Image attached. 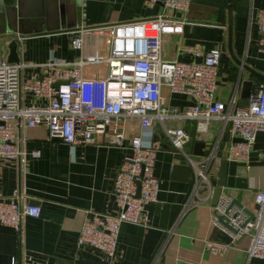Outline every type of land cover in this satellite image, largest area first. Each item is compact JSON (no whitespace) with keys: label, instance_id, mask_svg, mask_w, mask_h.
Masks as SVG:
<instances>
[{"label":"crops","instance_id":"0c3cea01","mask_svg":"<svg viewBox=\"0 0 264 264\" xmlns=\"http://www.w3.org/2000/svg\"><path fill=\"white\" fill-rule=\"evenodd\" d=\"M144 1L0 0V35L9 32L19 15L39 19L33 32L17 40L19 62L40 63L49 56L72 60L79 54L70 45L73 31L148 18L159 11L158 5L149 8ZM258 8H264V0H190L182 16L185 22L178 33L163 37L160 55L200 61L208 49L226 50L229 27L231 53L245 68L228 56L225 62L219 61L214 99L229 110L244 104L264 86L260 78L264 76V54L257 50L260 33L253 22ZM8 40L0 38V60L5 61ZM90 40L85 37V47ZM35 70L26 66L21 73ZM244 82L249 85L242 87ZM161 93L163 106L173 114L193 102L188 95L168 93L165 88ZM30 99V94L23 96L24 102ZM128 123L124 130L130 136L138 129L134 120ZM164 124L183 128L189 140L183 153L177 151L153 125L149 135L157 147L153 172L159 181L158 192L145 208L144 224H120L115 256L108 259L97 250L77 246L76 238L86 211L114 212L112 180L121 158L130 151L127 140L118 146L102 138L97 139L100 143L66 145L47 138L41 125L24 127L18 122L15 146L22 160H0V193L15 197L20 204H38L40 214L37 218L21 217L17 231L0 224V264H10L13 257L15 264H264V259L247 258L246 237L231 242L228 233L212 224L211 193L204 186L195 190L191 167L187 170L173 164L186 156L201 167L210 155L207 185L212 188L216 165L225 159L227 146L234 140L228 124L218 118L201 123L177 116L165 119ZM195 142L203 143L201 155L192 154ZM241 163L250 164L245 168V188L223 187L221 191L250 212L254 194L264 187V132L256 133L252 150ZM206 240L227 247L221 255L209 254L204 250Z\"/></svg>","mask_w":264,"mask_h":264},{"label":"built area","instance_id":"2783aa9c","mask_svg":"<svg viewBox=\"0 0 264 264\" xmlns=\"http://www.w3.org/2000/svg\"><path fill=\"white\" fill-rule=\"evenodd\" d=\"M189 3L145 0L146 7L159 6L151 17L77 29L72 32L70 45L79 54L72 60L52 56L40 63L0 60V160H22L15 146L18 122L24 127L41 125L47 138L66 145L89 144L102 138L118 146L127 140L130 151L121 158L112 180L114 212L86 211L76 238L77 246L97 250L108 259L115 256L120 224H144L145 208L158 192L159 181L153 172L157 147L149 135L155 123L171 147L183 153L188 134L181 127L165 126V119L177 116L206 123L218 118L228 124L232 138L240 139L229 142L224 157L237 163L247 160L256 133L264 132L262 90L231 110L214 99L218 48L204 51L200 61H178L160 55L163 37L180 31ZM253 22L260 33L257 50L264 54V8L256 9ZM86 36L91 38L88 47ZM26 66L36 70L22 75ZM163 88L168 93L188 95L192 104L173 114L163 106ZM27 94L31 99L24 102ZM131 120L138 131L127 136L124 127ZM210 160L208 155L200 167L199 162L187 157L195 190L204 186L211 192L207 185ZM232 200L223 191L219 193L211 206L212 224L228 233L231 242L246 237L247 258L264 259V187L254 194L250 212ZM39 214L38 204H20L15 197L0 193V224L17 231L21 217L37 218ZM226 247L204 241V250L209 254L221 255ZM10 264H15L14 257Z\"/></svg>","mask_w":264,"mask_h":264},{"label":"water","instance_id":"95a60500","mask_svg":"<svg viewBox=\"0 0 264 264\" xmlns=\"http://www.w3.org/2000/svg\"><path fill=\"white\" fill-rule=\"evenodd\" d=\"M39 19L36 18H29V17H25L22 15L18 16V19L16 20V22H12L14 25L12 28H8L9 32L6 34H2L0 35V38H6L9 39L8 42L6 43V58H5V62L7 63H18L19 62V58L17 55V40L18 38L23 37L25 34H28L29 32H33L32 30V26L36 23H38ZM77 26H78V22L76 20ZM228 43H227V47L226 50L224 49V47H221L220 49V58L219 61L221 62H225L227 56L232 60V62L234 64H236L237 66H240L241 68H245V66L242 64V62H240L232 53L230 50V46H229V34H230V29L228 27ZM226 51V52H225ZM260 78L264 81V76L260 75ZM244 85H249V83L244 82L242 83V87ZM262 91L264 92V86L262 87ZM155 127L158 129L157 132L162 133L161 129H160V125L158 123H155ZM235 141H240L239 138H235ZM203 147V143L202 142H195L193 145V152L192 154L195 155H201V148ZM174 165L177 166H184L187 170H189V165L187 164V157L184 156L183 159H175L173 161ZM246 165H250V164H244V163H234V164H228L226 159H221L220 161H218L217 165H216V170H217V174H216V181L215 184L212 186L211 188V195H210V204L211 206H213L218 198L219 193L221 192V189L223 187L225 188H245V168ZM135 196H138V183H137V189H136V194ZM233 203L237 204L238 206H242L240 205V203H238L237 200L233 199L232 200ZM246 210V209H245ZM165 214V212H164ZM250 214V213H249ZM222 216L218 215V219L221 221Z\"/></svg>","mask_w":264,"mask_h":264}]
</instances>
